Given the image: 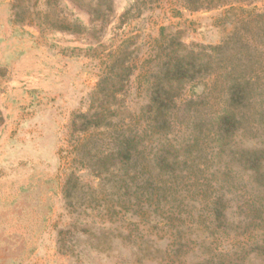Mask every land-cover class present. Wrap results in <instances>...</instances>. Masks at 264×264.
Returning <instances> with one entry per match:
<instances>
[{"label": "rangeland", "instance_id": "obj_1", "mask_svg": "<svg viewBox=\"0 0 264 264\" xmlns=\"http://www.w3.org/2000/svg\"><path fill=\"white\" fill-rule=\"evenodd\" d=\"M0 264H264V0H0Z\"/></svg>", "mask_w": 264, "mask_h": 264}]
</instances>
